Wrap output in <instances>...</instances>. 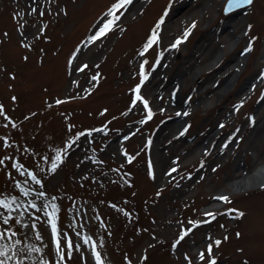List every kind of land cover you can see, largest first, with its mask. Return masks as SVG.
I'll return each mask as SVG.
<instances>
[{"label": "rangeland", "instance_id": "374dc122", "mask_svg": "<svg viewBox=\"0 0 264 264\" xmlns=\"http://www.w3.org/2000/svg\"><path fill=\"white\" fill-rule=\"evenodd\" d=\"M222 1L132 0L93 39L117 0H0V260L264 264V185L231 187L264 164V0Z\"/></svg>", "mask_w": 264, "mask_h": 264}, {"label": "snow or ice", "instance_id": "6c2138e0", "mask_svg": "<svg viewBox=\"0 0 264 264\" xmlns=\"http://www.w3.org/2000/svg\"><path fill=\"white\" fill-rule=\"evenodd\" d=\"M131 2H132V0H117V4L113 5L112 9H110L109 12L106 13V15L112 17V19H110L107 22H105L102 25V27L98 30L96 35L94 37H92V38L96 39L99 36H102L103 34H105L107 31H109L111 29V27L113 26V24L116 21L119 20V16H117L115 14L116 11L119 10L120 8H125L126 9V6L128 4H130ZM252 3H253V0H227L226 12H229L230 10L239 8L242 5H251ZM120 14L122 15L123 13L121 12ZM162 22H163V19L159 23H162ZM159 23L156 25V28L153 29L152 35L149 37L148 41L146 42L145 51L148 48H151L152 45L157 42V36H158L157 29L159 28ZM185 35H187V33H185ZM177 43H179V41ZM141 55H143V52L141 53ZM141 67H142V70H143V65ZM142 78L143 79H147V77L143 76V75H142ZM135 92L137 93L136 100H140L141 97L138 95L139 94V86H137V88L135 89ZM144 106H145V108H147V103L146 102H145ZM0 114H2V109H0ZM150 116H151V113L149 112V118H150ZM56 160L57 161L60 160V156L59 155L56 156ZM0 163H3V161L0 160ZM14 167H15V165H14ZM52 168L54 170L56 168V164H53ZM32 179H33V181L35 183L40 184V181L37 180L35 176H32ZM25 195H27V193H25ZM38 195L43 196L44 193L43 192H39ZM53 199H55V198H53ZM218 199H222V200L228 202V198L226 196L218 197ZM34 206L35 205H33V207ZM0 207L9 208V205L6 204L3 200H0ZM45 207H47V205H45ZM53 208H55L54 205H53ZM51 215H52V217H54L55 216V211ZM207 215H211V213H207ZM238 215L243 216L244 214L243 213H239ZM7 222H8V218H4V223H7ZM51 228H52L53 235L55 236L56 233H57V228H56V224H55L54 219L52 221ZM185 235H186V233H185ZM237 235H239V233ZM180 239H183V236H181ZM215 243L217 245H219L220 241H216ZM68 247L71 248V242L70 241L68 243ZM57 250H58V252L60 251L59 243H57ZM209 252H211V245H209ZM202 255L203 254H201V256ZM0 256H6V253L3 252V251H0ZM60 259L63 260V255L60 256ZM96 259H97V264H101L99 254H96ZM0 264H5L4 260H0ZM212 264H215V261H212Z\"/></svg>", "mask_w": 264, "mask_h": 264}, {"label": "bare ground", "instance_id": "6f19581e", "mask_svg": "<svg viewBox=\"0 0 264 264\" xmlns=\"http://www.w3.org/2000/svg\"><path fill=\"white\" fill-rule=\"evenodd\" d=\"M222 54H219L213 58L211 64H216L217 62H219L221 60ZM244 58L242 57L239 61L240 64L244 63ZM238 64V63H237ZM237 64L234 63V65L232 66L233 69H236L238 72V68H237ZM250 91V88L249 90ZM247 91V93H248ZM246 93V94H247ZM264 185V164L260 165L258 168H256L254 171H252L250 174L245 175L243 178L233 181L231 183V187L234 190H241L244 188H251V187H255V186H263Z\"/></svg>", "mask_w": 264, "mask_h": 264}]
</instances>
